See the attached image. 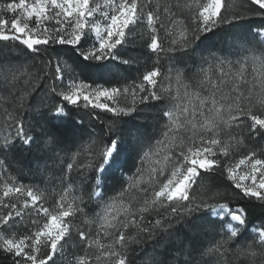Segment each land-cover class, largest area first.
Listing matches in <instances>:
<instances>
[{
	"label": "snow or ice",
	"instance_id": "1",
	"mask_svg": "<svg viewBox=\"0 0 264 264\" xmlns=\"http://www.w3.org/2000/svg\"><path fill=\"white\" fill-rule=\"evenodd\" d=\"M152 3L153 0H13L0 4V89L9 91L19 109H26L27 115L35 120L33 126L8 113L12 121L9 127L15 128V136L9 134L3 138L0 154H35L34 171L41 173L47 171L48 160L61 152H72L88 137L91 159L86 167L91 176L85 194L98 209L96 217L107 239V243H101L99 231L93 237L70 219L78 213L86 216L83 196L77 203L76 200L66 202L61 195L54 206L45 207L39 189L17 184L11 176L0 174L3 188L0 208L8 209L0 213V260L4 264H57L73 229L79 233L85 249L95 247L93 254L77 257L75 264H129L124 249L130 228L136 229L138 234L147 232L149 236L156 234L155 228L163 234L162 240L171 241L173 237L179 239L180 225L187 232L195 233L199 229L205 235L206 226L210 225L218 239L214 237L207 247L201 243L199 248L195 236L187 248L185 241L172 244L177 256L186 254L191 258L199 252L201 257H210L223 254L229 246L238 247L246 256L255 258L258 253L264 256V219L259 226L251 227L254 235L249 236L246 208L215 202L222 193L213 192L204 183L214 180L218 174L230 181L231 187L243 198L258 202L252 207H264V158H259L252 150L238 160L232 159L233 149L244 146L245 139H264V47L257 55L256 49L246 48L245 37L235 38V47L251 51L252 55L240 61L241 67L233 74L227 92L221 87L227 75L223 66L232 63L226 59L232 53H225L224 59L213 55L220 65L221 77L216 82L205 73L197 87L183 81L184 73L180 68H170L165 75L154 67L131 84L114 75L106 80V75L127 72L124 66L134 63L133 58H124L123 53L127 37L138 24H144L150 33L149 51L157 54L180 51L194 58L202 52L201 45L209 39L208 34L215 35V30L223 25L241 27L240 22L247 18L230 12L227 0L177 4V8L188 9L191 24L181 28L178 38L172 40L173 47L165 49L157 27L158 24L165 27L160 5L157 3L153 8ZM245 4L244 12L264 18V0H245ZM164 11L175 16L167 5ZM4 13L10 14V19ZM33 21L34 27L31 26ZM49 22L56 26L49 27ZM252 32L255 33L253 39L264 46V22L250 29L249 34ZM19 46H23V62L21 56L12 55V48ZM49 49L55 55H51ZM68 52H71L68 59L72 64L68 59L61 61L62 55ZM37 56L42 67L34 72L26 66L27 59L34 60ZM249 59L261 69L250 87L244 76V63ZM86 68L95 69L98 74L95 79L85 75L82 80L71 78L66 82V70L80 69L84 74ZM173 72L175 92L171 87ZM165 80L169 81L168 86ZM114 84L119 86H112ZM201 88L206 89L207 95L201 94ZM121 96L131 97L130 106L119 105ZM150 101L154 103L149 104ZM149 109H156L158 115L142 117L141 113ZM96 110L110 113L111 118L94 134L85 126L84 117L87 115L90 121L100 119ZM148 120H155L156 125H149ZM160 124L163 125V138L152 131ZM233 128L241 129L246 136L237 138L231 131ZM125 149L134 154L132 168H136L137 162L140 165L136 176L127 182L123 173L131 172L132 168L121 170L119 176L113 171L114 161ZM82 151L81 146L73 156ZM161 152H164V167H153L149 177V181H157L158 186L151 190L139 187L145 161L152 156L158 157ZM169 163L172 167L166 174ZM4 165L5 160L0 159V167ZM72 169L73 163H68L66 171L70 173ZM161 176L165 178L160 180ZM194 186L208 192V198L196 202L191 196ZM137 193H143L140 206L134 208L129 204L125 207L122 198ZM13 195H17L18 201L19 197L25 199L19 206L6 202L4 198ZM118 201H121V208L117 210ZM161 209L167 215L161 214ZM152 211L158 213L159 218L145 224L144 214ZM41 216L45 218L43 222L37 219ZM25 217L29 218L34 230L29 223H24ZM85 222L93 223L91 220ZM23 229H28L27 234L18 235ZM246 240L250 242L244 243ZM173 259L175 264H188V261ZM152 264L165 262L153 259ZM251 264H256L255 259ZM260 264H264V259Z\"/></svg>",
	"mask_w": 264,
	"mask_h": 264
},
{
	"label": "trees",
	"instance_id": "2",
	"mask_svg": "<svg viewBox=\"0 0 264 264\" xmlns=\"http://www.w3.org/2000/svg\"><path fill=\"white\" fill-rule=\"evenodd\" d=\"M8 2H13V0H0V4ZM206 2H208V0H153V8H155L157 3L160 5L161 20L165 25V27H160L159 24L157 25L159 40L165 49L173 47L174 45H172V40L178 38L181 28L191 24L188 9L184 7L177 8L176 5H184L185 3L194 5L196 3ZM227 3L230 5V12L243 14L247 18L240 22L241 27L223 25L221 28L215 30V35L208 34L210 36L209 39L201 45L202 52H198L194 58L180 51H176L174 54L167 51L160 52L159 54L149 51L147 44L149 43L150 33L144 24H138L127 37L128 42L124 45L123 53L124 58H133L134 63L124 66L128 69L127 72L117 71L114 74L106 75L105 79L110 80L114 75L117 79H121L122 82L126 79L127 82L131 84L133 80L139 81L145 72L152 70L154 67L159 68L161 73L165 75L168 74L170 68H180L184 73L182 78L183 81L192 87H197L199 85V81L205 77V73L212 81L218 82L221 77L220 65L213 58V55L224 59L225 53H232L226 57V59L232 63H225L223 66V71L227 73V75L223 77L226 83L221 87L224 92H227L231 87L233 74H235L241 67L240 61H243L244 57L252 55L251 51H245L235 47V38L237 36L245 37L248 41L246 48L249 50L256 49L257 55L259 54V50L264 47L253 39V36L255 35L254 32L249 34L250 29H254L264 22V18L244 12V8L246 7L245 0H227ZM165 5H167L171 11L175 13V16H172L170 13L164 11ZM22 48L23 46L12 48V55L21 56V62L25 60V57L21 53ZM49 53L51 55H55L51 52V49H49ZM69 56H71V52H68L66 55H62L61 61L68 59ZM170 56L172 57L171 59H169ZM68 63L72 64V61L68 59ZM26 66L35 72L36 69L42 67L40 58L37 56L34 60L27 59ZM54 70L55 69L53 68L52 71ZM260 71L261 69L259 68V65L253 64L250 59L244 63V76L249 82V87L254 82L253 78L256 77L257 73ZM40 74L42 75V73ZM85 75L91 76V78L95 79V76L98 74L93 68H86L84 70V74L80 72V69H75L73 72H68L67 70L65 71L66 82L67 79L71 78L82 80ZM172 75L173 80L171 82V87L173 92H175L177 89L175 72H173ZM41 84H45L43 79L41 80ZM164 84L165 86H168L169 81L165 80ZM112 86L119 85L114 84ZM200 90L202 95H207L206 89L201 88ZM180 91L182 94L183 89L181 88ZM137 103L139 104V97H137ZM151 103L154 102L150 101L149 104ZM130 104V96H121L119 98L120 106H130ZM141 107H143V105H141ZM96 111L99 112L100 119L90 121L87 115L84 117L85 126L94 134L99 133L101 126H105L109 122V118H111L110 113L100 110ZM8 113H11L13 117L25 119L26 124L35 126V120L31 116L27 115L26 109H19L18 103L13 100V95L7 90L0 89V143L3 142V138L6 135L11 134L12 136H15V128L9 127L12 121L8 119ZM157 115L158 112L156 109H149L141 113L142 117ZM146 122L149 125H156L155 120H148ZM162 130V124L157 125L152 129L154 135L160 138H163L161 136ZM231 131L237 135V138H239V135L246 136V133L242 132L241 129L233 128ZM185 135H187V133H185ZM186 142L190 143V141ZM81 146L83 147V151L80 155H76L74 157L73 153L80 149ZM92 147L94 148L95 146ZM252 150L256 152L259 158H264V139H245L244 146L233 149L232 159L238 160L242 155H245L247 152ZM34 155L30 156L27 152H24L23 154H18L16 152H9L6 155L0 154V159L5 160V165L0 167V174H2V176H11L17 184L23 183L26 186L39 189V191L43 194V203L45 207L51 208L54 206L55 201L58 200L61 195L64 196L66 202L76 200L77 203H79L78 198L83 196L85 200V205L83 206L86 208V216L78 213L76 217L70 219H72V222L80 229L91 233L93 237H96L97 232L99 231L100 235L98 236V239L101 243H107V239L103 236V230L100 229L99 222L96 217V211L98 209L96 205L88 201V197L85 194L87 192V185L90 182L91 176V172L86 167L91 159L89 154V138L85 137L84 141L82 143H78L72 152H61L58 157L48 160L46 162V172L42 171L41 173H36L34 171ZM163 157L164 152H161L158 157L152 156L145 161V168L139 187L151 190L152 188L158 186L157 181L152 180L150 182L149 177L152 174L151 170L153 167H164ZM157 160H159V163H157ZM68 163H73V169L70 173L66 171ZM133 163L134 154L125 149L114 161L113 171L117 176H119L121 170L131 169ZM139 166L140 165L137 162L136 168H132L131 172L123 173V179L126 182L130 181L132 177L136 176L137 168H139ZM171 167L172 165L169 163L166 169V174L170 171ZM4 168H6L7 171H4ZM2 176H0V178H2ZM164 178L165 177L163 176L159 177L160 180H163ZM204 183H207L213 192L219 191L222 193V196L218 197L215 202H228L230 207L246 208L250 224L248 235H254V233L251 232V227L259 226L261 220L264 219V207H252L251 205H256L258 202L255 200L250 202L246 198H243L239 194L238 190L231 187V182L227 181L223 176L217 174L214 180L206 181ZM108 185L109 188L112 187L111 180L108 181ZM2 192L3 188L0 186V198H2ZM17 195L4 199L6 202L18 203L19 206V203L22 202L25 197H19L18 201ZM110 195H114V193L110 192ZM208 195V192L198 186H194L191 192V196L195 198L196 202L207 199ZM142 196L143 193H137L131 197L126 196L125 198H122L123 205L127 207L131 204L132 207L138 208L142 202ZM120 208L121 201H118L116 209L118 210ZM6 211H8V209L0 208V213ZM160 213L167 215L164 209H161ZM144 215L145 224L148 220L154 221L159 218V214L155 211L145 213ZM169 218L171 217L169 216ZM37 219L43 222L45 218L41 216L37 217ZM120 219H123V215L120 216ZM86 220H91L93 223H86ZM24 223H29L30 225L28 217H25ZM30 227L34 230V226L30 225ZM148 227H151V225H148ZM178 227L181 228V231L178 233L179 239L173 237L171 241L162 240L161 236L163 234L155 228H153V232L156 234L153 236H149L147 232L138 234L136 229L130 228L128 233H126V236H128L129 239L124 249V253L128 257L129 264H152L153 259H156L157 261H164L165 264H175L173 257H176L181 262L188 261V264H202L203 261H207L208 264H251L253 259H255L256 264H260V261L264 259V256H261L259 253L255 258L246 256L244 253L240 252L238 247L234 246H229L228 250L223 252V254H216L210 257H201L199 252L194 253L191 258L186 254L177 256L176 251L171 247L172 244H179L180 241H185V248H187L191 238L195 236L198 237L196 245L199 248L201 243H203L204 247H207L208 244L213 241L214 237L218 239L215 231L210 225L206 226L205 229V231H207V235L204 234V231L199 229L197 232L191 233L187 232L182 225ZM27 232L28 229H23V232L18 233V235L27 234ZM248 242L250 241H244V243ZM94 252L95 247L92 249L84 248L79 240V233L76 229H73L71 232V238L68 240L67 244H65L64 255L57 260V264H75L77 257L85 256L86 254L91 255ZM0 264H4V261L0 260Z\"/></svg>",
	"mask_w": 264,
	"mask_h": 264
},
{
	"label": "rangeland",
	"instance_id": "3",
	"mask_svg": "<svg viewBox=\"0 0 264 264\" xmlns=\"http://www.w3.org/2000/svg\"><path fill=\"white\" fill-rule=\"evenodd\" d=\"M101 2H102V0H101ZM3 15H5L6 17H8L10 19V14L4 13ZM31 26H33V27L35 26L34 21L31 23ZM55 26L56 25L54 22H49V27H55Z\"/></svg>",
	"mask_w": 264,
	"mask_h": 264
}]
</instances>
